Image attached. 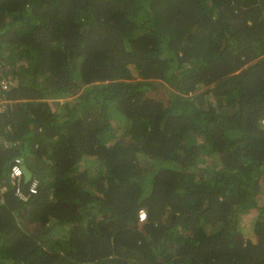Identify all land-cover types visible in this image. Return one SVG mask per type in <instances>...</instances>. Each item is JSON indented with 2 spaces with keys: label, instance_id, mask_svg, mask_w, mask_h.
I'll use <instances>...</instances> for the list:
<instances>
[{
  "label": "trees",
  "instance_id": "obj_1",
  "mask_svg": "<svg viewBox=\"0 0 264 264\" xmlns=\"http://www.w3.org/2000/svg\"><path fill=\"white\" fill-rule=\"evenodd\" d=\"M0 62V264H264V0H0Z\"/></svg>",
  "mask_w": 264,
  "mask_h": 264
},
{
  "label": "built area",
  "instance_id": "obj_2",
  "mask_svg": "<svg viewBox=\"0 0 264 264\" xmlns=\"http://www.w3.org/2000/svg\"><path fill=\"white\" fill-rule=\"evenodd\" d=\"M11 82L6 78L5 74L2 71V64L0 62V93H5L11 86ZM8 100L5 97L0 96V114L7 110ZM12 140H6L5 137L0 134V149L1 148H10L14 146ZM24 163L21 157H15L12 161L9 171V184L13 189L14 195L22 201L27 200L30 195L36 194L39 189V179L34 177L30 178L27 182L26 191L23 190L22 181L24 180L23 176V167ZM26 182V181H25ZM5 186H2L1 190H5ZM138 219L140 222L146 220V213L144 210H139Z\"/></svg>",
  "mask_w": 264,
  "mask_h": 264
},
{
  "label": "rangeland",
  "instance_id": "obj_3",
  "mask_svg": "<svg viewBox=\"0 0 264 264\" xmlns=\"http://www.w3.org/2000/svg\"><path fill=\"white\" fill-rule=\"evenodd\" d=\"M133 76L137 78L136 72L133 73ZM62 103V101H61ZM111 121H113V124L115 126L119 125V123L122 124L120 119H117L115 117H111ZM258 204L264 206V175L260 179V190L259 195L257 197ZM238 220L240 221L241 229L244 236L251 237L253 240H255V236L253 232L251 231L252 226L258 222L256 216L254 215L253 211L251 210H242L238 214Z\"/></svg>",
  "mask_w": 264,
  "mask_h": 264
},
{
  "label": "water",
  "instance_id": "obj_4",
  "mask_svg": "<svg viewBox=\"0 0 264 264\" xmlns=\"http://www.w3.org/2000/svg\"><path fill=\"white\" fill-rule=\"evenodd\" d=\"M22 170H23L24 180L28 182L30 178L32 177V172L29 170V168L25 164L23 165Z\"/></svg>",
  "mask_w": 264,
  "mask_h": 264
},
{
  "label": "clouds",
  "instance_id": "obj_5",
  "mask_svg": "<svg viewBox=\"0 0 264 264\" xmlns=\"http://www.w3.org/2000/svg\"><path fill=\"white\" fill-rule=\"evenodd\" d=\"M140 222V221H139ZM145 222V221H144ZM143 223V222H142Z\"/></svg>",
  "mask_w": 264,
  "mask_h": 264
}]
</instances>
